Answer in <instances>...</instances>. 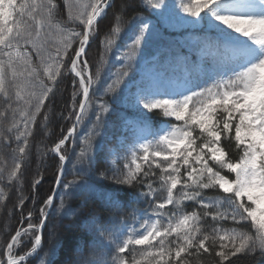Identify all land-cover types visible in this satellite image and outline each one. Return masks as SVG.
<instances>
[{"label": "snow or ice", "instance_id": "1", "mask_svg": "<svg viewBox=\"0 0 264 264\" xmlns=\"http://www.w3.org/2000/svg\"><path fill=\"white\" fill-rule=\"evenodd\" d=\"M137 6L155 13L156 23L129 16ZM113 7L114 0H0V182L22 185L34 126L38 117L47 126L46 109L66 60L75 87L65 118L74 117L73 124L48 150L59 159L60 203L53 195L43 199L38 224L27 213V226L11 236L0 264L36 258L45 264L42 233L48 230L52 240L63 219L76 215L66 203L73 197L111 215L105 220L90 213L84 221L93 237L88 251L78 244L76 257L62 264H192L216 247L219 264L264 254V0H179L173 6L122 0L100 38L93 73L87 50ZM170 28L191 30L197 57L158 50L141 66L144 49L164 41ZM125 36L121 47L117 40ZM109 53L119 64L115 71ZM133 68L137 73L129 76ZM153 113L171 119L153 123ZM86 120L87 131L77 137ZM70 139L79 140V151L73 149L74 178L66 181L70 158L63 148ZM36 152L47 155L40 144ZM40 183L32 181L34 191ZM7 195L0 187V200ZM27 199L21 193L18 206ZM25 243L31 248L17 254ZM65 248L58 242L47 264H56Z\"/></svg>", "mask_w": 264, "mask_h": 264}, {"label": "trees", "instance_id": "2", "mask_svg": "<svg viewBox=\"0 0 264 264\" xmlns=\"http://www.w3.org/2000/svg\"><path fill=\"white\" fill-rule=\"evenodd\" d=\"M122 2V0H114V7L108 9L107 16L100 21L99 24V37L91 43L90 47L87 50V59L89 60V65L91 71L94 73L96 70V65L99 60V54L101 51L100 38L110 29L113 20L114 12L117 10V7ZM137 5L139 0H136ZM166 3L170 6L178 5L179 0H166ZM173 13L179 12L178 7H173L171 9ZM133 14H140L145 17L152 19L153 23H156L155 13L146 11L144 8L137 6L135 12L130 11L129 16ZM183 15V13H180ZM191 30H186L184 28H170L164 33V41H153L150 43L143 52V55L140 57L141 66L144 59H151L152 55L156 54L159 50L162 54L168 53L171 54L172 49L175 46H182L176 48L173 53L179 52L181 55H186L189 60H194L197 57V50L195 46H192L189 42V33ZM127 40V37H123L117 40V44L123 47ZM76 45H74L75 47ZM107 59L111 65V71H115L119 64L115 62L114 56L112 53L108 54ZM69 62L66 60V67L61 70V76L58 77V82L55 85L54 91L55 95L51 98V103L48 104L46 109L49 120L47 126L45 127L42 123V117H38V123L34 126V135L31 139L33 144L32 147V157L31 162L24 169V174L21 176L22 185L13 183L11 186L7 185L6 182H0V187H4L5 191L8 193L7 197L3 200H0V259L2 252L8 241L10 235L16 229L19 221L23 218L24 214L32 211L33 218L36 220L39 216V208L42 200L45 199L52 191L53 185L55 182V176L59 168V159L51 151V147L64 135L67 127L70 125L72 118L65 119L69 117V113L73 111L72 109V94L75 90V87L72 84L74 76L69 72ZM109 65H105L101 69L102 78L105 74V71L108 69ZM137 73V69H129V76H133ZM127 79V78H126ZM97 87H100L99 85ZM98 96V93H97ZM96 97H93L95 99ZM104 99H109L104 97ZM152 120L155 118L162 117L157 113L150 114ZM74 118V117H73ZM171 119V118H164ZM88 121L86 120L83 124L77 127L76 134L77 137L83 136L87 131ZM114 140L112 141V143ZM40 144L41 151H47V155L42 159L38 156L36 152V145ZM73 149L76 152L79 151V140H76V143L73 145ZM72 152L69 156V161L66 164V173L63 177L64 180H72L74 177L72 175V163L71 161L75 160V153ZM68 148L65 147L64 151L67 153ZM103 167V166H102ZM41 178V183L38 188L34 191L32 188V181L34 179ZM111 181H106L105 184H111ZM127 189V186H122ZM141 189H127L129 192L139 191ZM61 189H58V192L55 197V204L59 205L60 197L59 192ZM24 197H29L22 206H18V201L20 195ZM207 195H216L212 191H207ZM35 195L37 203H33L31 197ZM66 203L71 205L73 209L77 210L76 215L67 217L63 219L60 223V226L56 229L57 236L52 240L48 238V230H44L43 235V248L40 251V256L44 258L45 264L51 259L52 252L55 245L58 242L64 241L66 248L56 257V264H62L65 260L74 259L77 255L75 251L76 245H83L85 251H88V246L90 245L93 237L89 229L84 226V221L90 219V213L96 212L99 213L105 220L111 215V213L105 210L98 203H93L89 200L87 203H83V197H73L70 199L66 198ZM142 203V202H141ZM140 203V204H141ZM187 210L191 211V207ZM23 213V215H22ZM116 215H123L119 213ZM56 221H60V217H52ZM232 224L229 222L225 227H231ZM219 247H216L212 250V255L203 254L199 258H194L192 264H203L204 261L211 260L212 264H219V258L215 257V251H218ZM233 264H264V254H260L259 251L251 255H239L238 257L231 258ZM31 264H38V258L33 259ZM227 264V262H225Z\"/></svg>", "mask_w": 264, "mask_h": 264}]
</instances>
